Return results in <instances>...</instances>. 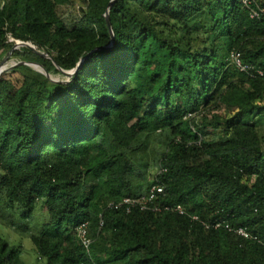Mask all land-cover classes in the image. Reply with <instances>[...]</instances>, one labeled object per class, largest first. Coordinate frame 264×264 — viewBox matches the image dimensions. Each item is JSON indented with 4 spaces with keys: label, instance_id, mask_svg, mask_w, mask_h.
Returning a JSON list of instances; mask_svg holds the SVG:
<instances>
[{
    "label": "trees",
    "instance_id": "trees-1",
    "mask_svg": "<svg viewBox=\"0 0 264 264\" xmlns=\"http://www.w3.org/2000/svg\"><path fill=\"white\" fill-rule=\"evenodd\" d=\"M109 1L0 0V264H264V0Z\"/></svg>",
    "mask_w": 264,
    "mask_h": 264
},
{
    "label": "built area",
    "instance_id": "built-area-1",
    "mask_svg": "<svg viewBox=\"0 0 264 264\" xmlns=\"http://www.w3.org/2000/svg\"><path fill=\"white\" fill-rule=\"evenodd\" d=\"M245 6H249L251 0H242ZM262 8L253 9L249 8V16L251 18H255L259 16V12H262ZM228 60L230 63L234 64V66L241 72H245L248 75L252 76L253 73L251 72V66L247 63H244L241 58V53L238 50H231L228 55ZM6 68V66H4ZM256 72L259 75H262V70L257 69ZM190 114H188V117ZM164 196V187L161 183L155 182L152 185H150L148 191L146 194H143L139 197H131V196H125L123 197L119 202L115 204H111L114 208H124L127 212L132 210L133 208H137L139 210H151L155 213H161V212H176L178 214H183L184 208L181 204H167V203H160L159 198ZM193 220H196L198 217L196 215H193L191 217ZM103 224L102 219L99 220V226L101 227ZM201 224L205 228L213 227V228H221L231 231L245 239H249L252 241H255L257 243L263 244L264 242L261 240L260 237L257 235L251 234L245 226H236L233 227L229 223L214 220L211 223L209 222H201ZM76 235L81 240L82 245L87 250L89 249L90 240L86 236V230H85V224H81L76 228Z\"/></svg>",
    "mask_w": 264,
    "mask_h": 264
},
{
    "label": "rangeland",
    "instance_id": "rangeland-1",
    "mask_svg": "<svg viewBox=\"0 0 264 264\" xmlns=\"http://www.w3.org/2000/svg\"><path fill=\"white\" fill-rule=\"evenodd\" d=\"M70 13H71V11H67L65 13V15H64V18L67 17L68 14L70 15ZM8 64H9V62H7V65ZM3 66H5V64ZM71 73H72V71L67 72V74H71ZM51 79L53 81L54 80L57 81L58 77L57 76H52ZM43 214H44V212H43ZM42 219H45V217H40L37 213H35L34 217L32 218L33 228H37L38 224L42 221ZM4 231L10 237L11 240L14 238V234L10 230L5 229ZM21 243H22V254H21V257H22V260L25 262V264H38V261L36 260V257H35V255L32 252L31 241L28 238H22L21 239Z\"/></svg>",
    "mask_w": 264,
    "mask_h": 264
},
{
    "label": "water",
    "instance_id": "water-1",
    "mask_svg": "<svg viewBox=\"0 0 264 264\" xmlns=\"http://www.w3.org/2000/svg\"><path fill=\"white\" fill-rule=\"evenodd\" d=\"M114 0H110L109 2H108V5H110L112 2H113ZM105 20H106V24H107V26H108V29H109V31H110V34H111V38H112V40H113V34H112V31H111V26H110V22H109V17H108V13H107V11L105 12ZM16 44H19V42L17 41V42H15ZM83 61V60H82ZM5 64V59H2L1 61H0V74L6 69V68H4V65ZM29 64H31V65H33V66H35V67H39V68H41L42 70H43V68L39 65V64H37V63H29ZM79 65H80V63L72 70V73H75L76 71H77V69H78V67H79ZM43 72H44V74L46 75V76H48L49 77V74L45 71V70H43ZM71 73V74H72ZM71 74H68V75H71ZM50 78V77H49Z\"/></svg>",
    "mask_w": 264,
    "mask_h": 264
}]
</instances>
